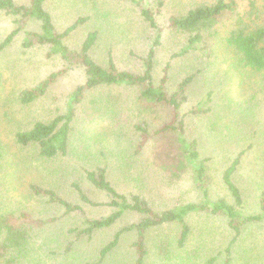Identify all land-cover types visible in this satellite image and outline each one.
<instances>
[{
	"label": "rangeland",
	"instance_id": "rangeland-1",
	"mask_svg": "<svg viewBox=\"0 0 264 264\" xmlns=\"http://www.w3.org/2000/svg\"><path fill=\"white\" fill-rule=\"evenodd\" d=\"M46 3L51 7L52 19L59 32L77 17L87 18L69 32L64 42L72 47L86 32L97 30V41L92 54L104 64L110 52L118 68L138 72L141 69L139 56L153 47L156 63L168 60V72L178 79L198 70L194 82L186 92L187 99L181 111L185 114L193 106L205 105L211 108V112L195 116L188 113L185 116L186 133H189L188 137L198 139L196 142L200 155H207L213 160L224 157L220 165L222 167L227 166L240 151H244L232 179L247 193L246 206L254 205L259 189L264 184V90L257 88L264 84V72H247L240 67L232 70L229 67L231 54L224 50L223 45H219V36L209 40L211 55L201 54L196 57L195 54H190L170 59V53L178 49L181 41L176 31L166 29L167 19L171 15L185 12V0H162V6L157 8L159 11L155 14L156 24L163 28L162 37L156 44V29L144 22L138 5L129 0H47ZM38 25L35 20L27 21L24 28L0 52V214L23 211L34 220V223L28 221V228L32 229L28 237V259L21 264H134L135 251L132 243L136 238L135 233L122 234L116 246L99 260L100 250L112 240L114 232L135 220L132 214L117 220L101 232L94 233L90 238L83 236L76 240L74 233L65 232L77 224L78 214L64 216L63 207L46 202L45 197L35 196L29 190V184L48 185L59 195L73 196L69 192L71 181L79 179L82 185L85 169H93L96 164L106 165L107 177L117 190L138 192L158 210L166 205L180 204L192 192L191 186L187 187L183 181L166 184L149 176L144 181L140 178L139 183L143 186L138 187L134 181L136 173L147 175L152 167L156 168L158 165L151 166L153 160H150V140L140 152L134 153L135 147L137 148V134L132 125L137 123L135 117L125 124L106 119V125L102 129L88 118V114L94 111L88 101L102 99L105 92L112 94L117 91L122 106L125 103L128 107L133 105L136 108L135 91L131 89H96L86 95L77 105L76 119L79 120L75 122L67 153L50 162L34 158L32 147L20 146L15 142V132L29 128L35 120H48L57 113L64 112L67 108L66 95L81 81L80 71L70 69L51 85L43 97L27 105L20 103L17 97L22 88L37 83L51 70L61 68L64 63L57 54L46 56L47 47L35 45L26 48L21 45L24 31L38 30ZM221 25L222 23L216 25L220 33L225 26ZM16 27L14 17L0 11V40ZM201 60L202 63L199 64ZM160 73L162 75L163 71ZM209 91L211 100L208 101L206 93ZM131 109L132 107L129 110ZM210 122L218 125L219 133L209 128ZM174 137L175 134L172 135L173 140ZM218 167H214L215 172H211L212 180L217 183L220 181ZM216 185L213 182L214 188ZM88 189L93 200H107L103 193H97L93 188ZM87 209L93 214L101 212L103 208ZM51 217L57 219L48 221ZM39 219L44 220L40 226L35 222ZM211 222L213 225L210 224V227H214L211 231L202 233L203 241L199 240V232L191 231L184 247L177 248L173 241L168 245L169 252L157 249V234L153 233L152 236L150 233L145 242L147 251L143 264H179L175 254L192 251L195 247L197 251L193 253L198 264H223V253H218L219 259L213 263H208L207 260L215 254L211 244H215L216 238L228 237L227 233L220 232L222 226L218 225L216 228V220ZM170 227L164 225L161 231L167 232V236H176V229ZM263 235L264 233L259 234L256 244L264 248ZM249 236L252 237V234L242 233L243 239L247 241L231 248L230 259L234 261L229 264H248L246 256L257 254L254 245L249 244ZM166 254L172 257L166 258ZM163 258L168 259L167 263Z\"/></svg>",
	"mask_w": 264,
	"mask_h": 264
},
{
	"label": "trees",
	"instance_id": "trees-1",
	"mask_svg": "<svg viewBox=\"0 0 264 264\" xmlns=\"http://www.w3.org/2000/svg\"><path fill=\"white\" fill-rule=\"evenodd\" d=\"M46 1L26 0L25 3H17L14 0H0V11L13 16L17 23V27L0 40V52L24 28L27 21L35 20L39 24V29L24 31L21 45L26 48L35 45L47 47L46 56L57 54L64 62L61 68L51 70L37 83L22 88L17 98L25 105L34 102L43 97L51 85L70 69L80 71L81 81L66 95L67 108L64 112H59L48 120H35L29 128L15 132V142L20 146L32 147L34 158L50 162L67 153L69 142L73 138L75 122L79 120L76 119L77 105L86 95L96 89L116 87L131 89L135 91L136 108L133 105L128 107L125 103L122 106L117 91L112 94L105 92L102 99L88 101V105L94 110L88 114V118L102 129L106 125L104 122L106 119L125 124L135 117L137 123L132 125L137 134V148L135 147L134 153L140 152L150 140L152 143L150 160H153L151 166L158 165L156 168L152 167L147 175L136 173L134 181L138 187L143 186L139 183L140 178L144 181L150 176L166 184L183 181L187 187L191 186L192 192L180 204L166 205L158 210L138 192L117 190L107 177L106 165L98 164L94 165L93 169L84 170L82 185L79 179L71 181L69 192L73 196L64 197L51 186H40L35 183L29 184V190L35 196L45 197L46 202L63 207L64 216L78 214L77 224L65 232L74 233L76 240L83 236L90 238L94 233L101 232L115 224L117 220L132 214L135 220L114 232L112 240L102 247L99 253L100 261L116 246L124 233H135L136 238L132 243L135 251L134 264H143L147 251L145 242L150 233L152 236L153 233L157 234L155 240L157 249L169 252L168 245L173 241L177 248H182L192 232H199L198 236L201 237V233L213 229L214 226L210 227V224L213 225L211 221L216 220V228L218 225L223 227L219 229L221 233H233V236L229 237L226 245L211 244L215 254L207 258L208 263L219 259L218 253L224 254L225 258L221 259L223 264L232 263L234 259L230 261L231 248L239 233H264V184L259 189L254 205L246 206L247 193L232 179L244 151H240L227 166L222 167L220 165L224 157L213 160L207 155H200L196 142L198 139L188 137L185 116L188 113L195 116L211 112V108L205 105L193 106L185 114L181 111L187 99L186 92L194 82L198 70L197 73H186L178 79L168 72L170 68L168 60L163 59L164 62L156 63L153 47L139 56L141 69L138 72L118 68L110 52L104 64L92 54L97 41V30L86 32L76 44H72V47L64 42L69 32L87 18L77 17L59 32L52 19L49 9L51 7ZM129 1L138 5L144 22L156 29L154 42L156 44L161 39L163 30L155 21V14L162 6V0ZM185 3L186 10L183 14L171 15L167 19L166 29L176 31L181 41L178 49L170 53V59L190 54H195L196 57L201 54L211 55L209 40L219 36V45H223L224 50L231 54L229 67L232 70L240 67L247 72H264V0H185ZM217 23L225 25L221 33L216 27ZM201 63L202 60L199 64ZM257 88L264 90V84ZM210 94V91L206 93L208 101L211 100ZM209 128L219 133L218 125L210 122ZM216 166H220L219 183L213 181L211 177V172H215ZM213 182L217 184L216 188L212 186ZM88 188L103 193L107 200H93ZM88 207L103 209L92 214ZM56 219L51 217L48 221ZM28 221L34 223V220L23 211L15 213L7 211L0 214V264H21L28 259V237L32 233L30 231L32 229L28 228ZM35 222L40 226L44 220L39 219ZM164 225L176 229V236H167V232L161 231ZM252 230L255 232H251ZM193 251H197V248L177 252L175 254L178 256L177 262L198 264ZM165 257L171 258L172 255L166 254ZM163 260L166 263L168 261L165 258ZM249 261V257L246 256V262Z\"/></svg>",
	"mask_w": 264,
	"mask_h": 264
},
{
	"label": "crops",
	"instance_id": "crops-1",
	"mask_svg": "<svg viewBox=\"0 0 264 264\" xmlns=\"http://www.w3.org/2000/svg\"><path fill=\"white\" fill-rule=\"evenodd\" d=\"M227 234H228V237H226V238L225 237L219 238L220 240L218 238H216L217 241L215 243H223L224 245L228 244V240L233 236V233H227ZM246 234H248V235H251L252 234V237L249 236L247 239H249V241H250L249 244L250 245H254L253 248L256 250V253H257V254H255L256 257H255V255H253L252 257H250L248 255V257L251 258V260L248 262V264H264V248L262 247V245H258L257 246V244H256L257 243V238H259V234L260 233H246ZM255 234H256V237H255ZM188 237L186 239V242L188 240ZM199 240L200 241H203L204 240V237L201 236L199 238ZM244 241H247V240H244L243 237H242V233H239V235L236 237L235 242L232 244V249H234L238 244H240L241 242L243 243ZM253 260H255V261L252 262ZM230 261H232V259Z\"/></svg>",
	"mask_w": 264,
	"mask_h": 264
}]
</instances>
